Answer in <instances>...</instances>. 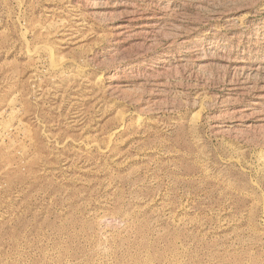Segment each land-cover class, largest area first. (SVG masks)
Segmentation results:
<instances>
[{"label": "rangeland", "instance_id": "rangeland-1", "mask_svg": "<svg viewBox=\"0 0 264 264\" xmlns=\"http://www.w3.org/2000/svg\"><path fill=\"white\" fill-rule=\"evenodd\" d=\"M0 264H264V0H0Z\"/></svg>", "mask_w": 264, "mask_h": 264}]
</instances>
